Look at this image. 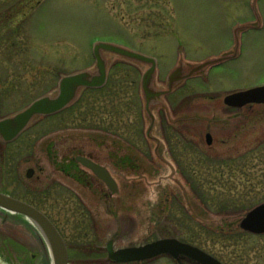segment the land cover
Here are the masks:
<instances>
[{
	"label": "rangeland",
	"instance_id": "rangeland-1",
	"mask_svg": "<svg viewBox=\"0 0 264 264\" xmlns=\"http://www.w3.org/2000/svg\"><path fill=\"white\" fill-rule=\"evenodd\" d=\"M11 1L16 0H0V13ZM257 9L262 26L241 34L240 54L235 59L181 83L166 96L171 109L161 113L160 122L175 162L167 157L168 167L158 165L152 168L155 174L145 177L151 197L148 203L156 201L157 191L158 205L149 206L144 197L136 234L124 235L118 247L174 237L222 264H264V233L255 235L239 227L245 213L264 201V104L240 110L239 116L246 110L250 113L248 118L234 120V129L226 135L234 147L232 152H220L215 140L212 146L204 141L205 131L227 123L219 122L220 113L213 110L222 108V99L230 90L264 84V0H257ZM23 13L11 18L9 33L4 25L10 23V17L0 16V117L53 89L62 75L88 67L93 61L91 48L97 42L156 55L158 87L162 88L167 69L180 55L199 61L232 48L233 29L255 16L252 0H43L33 14ZM106 57L109 72L105 86L84 91L72 106L40 119L37 129L107 130L142 145L148 122H142L140 65L111 53ZM168 121L177 123L168 125ZM158 130L157 125V137L161 135ZM190 138L201 142L204 152ZM22 142L18 146L0 142V192L32 203L59 227L69 250L68 264L104 260L77 247L90 243L85 234L91 220L80 209L61 206L53 197L36 198L39 193H30L24 185L29 152L22 150ZM214 146L217 149L212 151ZM157 182L160 186L155 187ZM125 225L130 227L127 221ZM0 263L51 264L40 232L24 217L3 210ZM141 264L187 263L161 255Z\"/></svg>",
	"mask_w": 264,
	"mask_h": 264
},
{
	"label": "flooded vegetation",
	"instance_id": "flooded-vegetation-1",
	"mask_svg": "<svg viewBox=\"0 0 264 264\" xmlns=\"http://www.w3.org/2000/svg\"><path fill=\"white\" fill-rule=\"evenodd\" d=\"M42 1H11L10 6L4 10V13H0L2 17H10V23L8 21L4 25L7 32H10L7 27L13 24V20L11 19L13 16L25 14L23 12H31L33 14ZM253 20H255V17L245 21ZM129 48L143 53L151 57V59H155L157 71L159 70V58L156 55L130 46ZM148 61L152 64V60ZM227 61L230 60L224 62ZM137 64L141 66L138 69L139 78L141 79L146 72L150 71L152 65L142 62H137ZM168 69L167 71H169ZM198 77L200 76L187 79L183 85L189 80ZM249 87L235 88L229 92L232 93ZM139 88H141L140 84ZM140 91L143 93L142 88ZM152 93L153 89L149 92V98L151 99ZM225 96L222 99V108L216 106L213 111L217 113L218 110L220 113V120L216 118L219 122L223 121L227 123L216 126L210 129V131H205L204 141L208 146H212L215 140V143L219 145L220 152L230 153L234 147L229 144L226 135L230 134L234 129L231 126L234 120L248 118L250 111L246 110L242 112L243 115L239 116L240 110L244 106L239 108L226 103ZM168 105L170 107L169 102ZM161 113L165 114L164 108H157L155 110L157 125L163 141L162 145L154 138H147L144 133H142L141 145L121 135L110 134L107 130L100 131L86 127H69L64 129L59 127L52 131L46 130V127L37 129L36 125L41 123L40 120L34 122L32 125L30 124L14 140L2 143L3 146L11 144L18 146V142L23 141L20 143L23 144L21 146L22 150H25L26 153L29 152L26 158L24 157L25 163L29 164V167L25 170L26 180H24V185L31 189L30 193H39V196L35 197L44 200L53 197L56 201H59L61 206L80 209L84 217L91 220L88 226L89 232L85 234L90 241L87 245L88 247L86 245H77V247L80 250L88 249L90 254L104 257V260H93L96 264L142 263L139 261L116 262L109 257L108 246L112 250H118L122 248L118 247V244L124 235L131 237L136 234L137 227L135 225L142 218L144 197L147 198L146 203L149 206L152 204L158 205L159 197L157 191H154L156 201L148 203L150 190L148 184L145 182V177L148 174H155L152 168L158 165L168 167L166 162L167 157L175 162V158L169 148V143L164 137V133H162L164 132V126L160 122ZM217 120H215V123L218 122ZM204 129H206L205 126ZM32 132L34 135L30 136ZM216 132H220V135L225 136H217ZM208 134L210 135V143H208V138L206 137ZM215 134L216 136L214 137ZM191 142L200 148L201 142L194 139H191ZM210 149L216 150L217 148L214 146L210 147ZM200 151L204 152L201 148ZM157 177H160V175L158 174ZM158 186L160 185L157 182L155 187ZM167 194L171 196L172 192ZM29 204L37 208L32 203ZM126 221L130 225L129 228L125 225ZM54 226L64 240L67 253L69 254L67 244L59 227L56 224ZM128 246L134 245L131 243ZM173 259L177 262L198 264L186 256H178Z\"/></svg>",
	"mask_w": 264,
	"mask_h": 264
},
{
	"label": "water",
	"instance_id": "water-1",
	"mask_svg": "<svg viewBox=\"0 0 264 264\" xmlns=\"http://www.w3.org/2000/svg\"><path fill=\"white\" fill-rule=\"evenodd\" d=\"M107 53H113L135 63L142 62L151 64L142 56L117 45L108 43L96 44L94 47L96 63L93 68L62 76L55 90L40 96L25 108L0 118V141L5 143L12 141L39 117L58 113L68 107L78 99L83 89L103 87L107 79L108 71ZM229 55L225 54L222 58H211L200 63L185 62V65L179 64L178 68L168 77L166 88L157 91L154 97L155 99L149 98L151 89L156 88L154 82L156 78L154 64H151L150 74L147 72L142 79L145 117L148 120V138H151V132L155 123L151 111L163 105L160 101L161 98L172 92L185 79L205 73L211 65L230 58ZM226 102L236 107H241L247 103H264V86L231 94L226 98ZM173 123H177V121ZM0 209L26 217L37 227L46 240L51 257V264H67V250L62 237L43 213L3 193H0ZM240 227L252 233H264V203L248 211L240 221ZM108 252L111 259L120 263L152 259L163 254L172 257H177L182 254L191 257L200 264H221L201 250L173 239H161L137 248H125L115 252L109 249Z\"/></svg>",
	"mask_w": 264,
	"mask_h": 264
},
{
	"label": "bare ground",
	"instance_id": "bare-ground-1",
	"mask_svg": "<svg viewBox=\"0 0 264 264\" xmlns=\"http://www.w3.org/2000/svg\"><path fill=\"white\" fill-rule=\"evenodd\" d=\"M0 213H2V210H0ZM10 215H16L15 213L13 212H9Z\"/></svg>",
	"mask_w": 264,
	"mask_h": 264
}]
</instances>
